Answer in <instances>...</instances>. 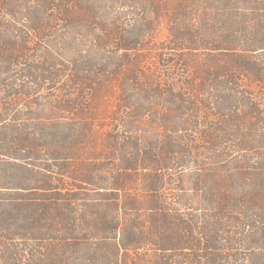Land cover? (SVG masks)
I'll list each match as a JSON object with an SVG mask.
<instances>
[{"label":"trees","instance_id":"1","mask_svg":"<svg viewBox=\"0 0 264 264\" xmlns=\"http://www.w3.org/2000/svg\"><path fill=\"white\" fill-rule=\"evenodd\" d=\"M24 1L0 0V264H264V0L125 4L174 15L162 55L170 84L122 88L119 108L135 122L161 116L163 129L154 141L137 136L135 122L109 125L106 150L85 156L92 124L37 118L35 96L63 72L83 95L107 66L93 52H29L49 30L60 33V21L67 37L89 29L101 40L106 0ZM56 1L65 2L61 19ZM155 31L108 46L140 51Z\"/></svg>","mask_w":264,"mask_h":264},{"label":"rangeland","instance_id":"2","mask_svg":"<svg viewBox=\"0 0 264 264\" xmlns=\"http://www.w3.org/2000/svg\"><path fill=\"white\" fill-rule=\"evenodd\" d=\"M37 1V0H36ZM133 0H106V7L103 8L102 17L99 18L103 24L106 25L105 30H102V39L94 43V37L91 35L89 29L84 30V34L79 36L75 35L66 36V24L59 23L57 30L61 32L56 35L49 30L44 40H38L30 45V55H44L52 54L57 57L69 55L73 51H80L83 53L93 52L98 61L107 66L106 73L101 79H95L91 84V89L86 86L85 94L78 95L80 87L76 84L78 82H71L70 75L67 72H63V77L60 79V84H57L56 88L51 91L48 88L52 86L42 85L40 93L37 94V98L44 104L43 110L38 111V117L42 119H49L54 117L64 116L66 123L68 121L77 120L80 124L91 123L93 126L92 141L89 146L83 150L85 156L90 149L96 148L97 150H106L105 147V129L109 125L117 126L122 129V121L128 120L130 123H134L133 116L130 118V114L126 113V110H119L125 105L126 95L122 91L125 88L130 95L139 94L142 88L153 93V90L161 85H169L173 71L172 67L168 65L162 58L164 55V47L167 46L169 35V25L174 19V15L170 10L166 9H151L150 13L147 12L146 5H141L139 2H134L137 6L135 8H126L125 4H130ZM53 3V0H52ZM59 8L55 11V16L58 19L63 18L62 14L65 11V2L56 1ZM43 6V4H39ZM23 7H35L38 4L33 0H26L22 3ZM142 7V8H141ZM145 9V10H144ZM153 27L156 29L153 39L146 40L144 47L140 51H125L116 50L115 47L108 46L109 42H114L118 46L125 45L126 38L132 39V34L140 31L144 28ZM22 30H25L23 26H19ZM78 38V42H72L67 38ZM171 54V55H170ZM166 57V56H165ZM172 59L177 62L175 73L182 75L185 69L179 67L181 63L179 55L168 53L167 59ZM191 65L196 68L199 65V61L192 58L190 59ZM59 70H66V67H59ZM176 83V82H175ZM48 89V90H47ZM139 103L143 104L147 102L146 99L139 97ZM156 104L164 102V99L151 97V100ZM60 104L63 108L59 112ZM121 112L119 116L116 112ZM129 117V118H128ZM151 117V116H150ZM180 114H177L174 121H179ZM162 117L158 116L151 118H143L135 122V130H137V136L146 135L151 137L152 140H156L159 136V127L163 129ZM112 119L114 120L112 122ZM121 119V122L116 120ZM161 123V124H160ZM124 130V129H123ZM128 130V129H126ZM125 132V131H124ZM194 139L199 137L194 136ZM206 146L204 144H197L196 150L201 153L205 151Z\"/></svg>","mask_w":264,"mask_h":264}]
</instances>
